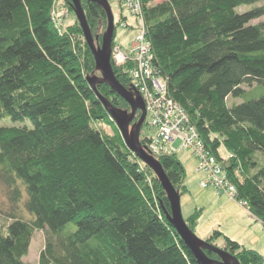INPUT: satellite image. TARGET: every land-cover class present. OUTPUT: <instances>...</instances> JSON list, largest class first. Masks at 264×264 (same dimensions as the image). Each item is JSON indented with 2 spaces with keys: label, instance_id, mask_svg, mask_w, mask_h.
I'll list each match as a JSON object with an SVG mask.
<instances>
[{
  "label": "trees",
  "instance_id": "1",
  "mask_svg": "<svg viewBox=\"0 0 264 264\" xmlns=\"http://www.w3.org/2000/svg\"><path fill=\"white\" fill-rule=\"evenodd\" d=\"M56 1L0 0V120L14 122L0 126V191L7 188L11 204L0 224V264H29L36 231L45 234L38 264H198L168 219L170 202L155 172L129 149L88 81L96 62L78 21L64 31L54 22ZM141 4L152 64L169 96L219 161L222 145L232 153L226 168L238 198L264 223V0ZM82 5L100 45L106 11L93 0ZM246 5L252 7L238 11ZM111 62L130 88L134 63ZM97 89L130 110L108 84ZM158 160L184 193L178 156ZM201 216L195 209L185 218L192 231ZM206 241L241 264H264L259 251L220 229Z\"/></svg>",
  "mask_w": 264,
  "mask_h": 264
},
{
  "label": "rangeland",
  "instance_id": "2",
  "mask_svg": "<svg viewBox=\"0 0 264 264\" xmlns=\"http://www.w3.org/2000/svg\"><path fill=\"white\" fill-rule=\"evenodd\" d=\"M160 1L162 0H156V2H160ZM108 2L110 4L112 13L114 15V23H115L114 34H115L116 45L112 44V56H111V61H114L113 53L117 47L120 48V51L123 54L127 55L130 54V51H133L132 48H134L135 45L137 46V37L140 35V33L143 30L144 22L141 20L140 15L134 14V12H132V10L129 9L131 7V2H127V0H108ZM81 4H82V0H81ZM251 7H252L251 5L242 6L238 9V11L243 12ZM53 20L60 29V31H64L67 26L75 23L76 20L78 21L74 11V7L72 5V0H70L69 2L68 0L56 1L53 7ZM107 23H108V15L106 14V30H107ZM115 61L114 63L115 65H117ZM94 73L98 76H101L100 72L96 71V69L94 70L93 74ZM131 87L132 84L130 88ZM228 103L229 104L231 103V99L229 100ZM148 121L149 118H147V113H146V121H145L146 124L144 123L145 125H143V128L141 130V138L151 137L154 136L156 133V129L151 128L148 125ZM26 124L32 127L30 121H26ZM12 125H14V122H12L9 118H4L0 120V126H12ZM21 125H23V123ZM100 127H103L106 131L111 132L110 128L104 125H100ZM173 145L175 150L170 154H176L178 156L186 172L185 184L187 186V190L184 193L180 194L181 209L183 216L184 218H187L195 211V209L202 210V216L200 218L199 227H197L195 234L200 239L206 240L214 229L219 228L221 232H223L225 235H227L230 238L232 236L234 238H242L244 244L249 246V248L252 247V249L259 251L264 256V223H262L259 220H255L251 216V214H249L248 206L245 207L239 204L238 202L230 199L227 195L223 196L221 194H218L211 187L202 188L200 183L208 177V172L198 169L199 168L198 160L195 156V153H193L191 149L189 148L181 149L179 141L174 142ZM220 153L225 160L224 163L220 161L222 162L221 163L222 168L227 173L226 163H227V159L231 158L230 157L231 153L223 145L220 147ZM150 155H152L156 159H158L159 157V155L155 156V153ZM258 157L261 161L264 160V156L261 153L258 154ZM1 187L2 188L0 191V202L3 206L4 212L0 213V224L5 225L8 222L7 216L5 214L7 211L10 210L11 204L7 199V188L3 185ZM21 206H22L21 210L24 212V214L30 215L29 212L25 209V206L24 205ZM252 236L258 237L260 239L258 244L254 247L251 246L250 243H248V241H246L247 237L251 238ZM232 240L238 241L237 239H232ZM44 244H45L44 232L36 231L31 242L29 254L27 255V257L24 258V261L29 264H38L39 255L44 247Z\"/></svg>",
  "mask_w": 264,
  "mask_h": 264
},
{
  "label": "built area",
  "instance_id": "3",
  "mask_svg": "<svg viewBox=\"0 0 264 264\" xmlns=\"http://www.w3.org/2000/svg\"><path fill=\"white\" fill-rule=\"evenodd\" d=\"M127 2H131L129 9L140 15L144 22L143 30L137 37V46L132 48L130 54H123L117 47L113 58L117 65H122L127 60L134 63L130 74L131 88L140 94L145 103L148 125L156 129L155 135L149 137L146 151L149 154L155 153V156L169 155L175 150L174 142L179 141L181 149L189 148L195 153L199 163L198 169L208 172V177L200 183L202 188L211 187L218 194L227 195L247 207V202L238 198V190L222 168V162L201 139L196 127L190 123L186 111L169 96L167 80L155 70L152 64L151 43L146 37L141 0ZM232 156L231 153L230 157Z\"/></svg>",
  "mask_w": 264,
  "mask_h": 264
},
{
  "label": "water",
  "instance_id": "4",
  "mask_svg": "<svg viewBox=\"0 0 264 264\" xmlns=\"http://www.w3.org/2000/svg\"><path fill=\"white\" fill-rule=\"evenodd\" d=\"M100 4L108 15L107 30L102 36L101 45H96V39L93 37L87 22L84 8L81 0H72L75 14L77 16L80 27L83 31L84 38L88 43L96 62L95 73L88 76V81L98 94L99 98L108 109L110 115L117 124L127 146L136 154V156L147 166H149L156 174L161 182L170 202L171 212L168 219L171 225L177 230L181 239L191 251L198 264H240L238 259L228 252L208 243L206 240L200 239L194 231L187 225L181 209V196L176 190L170 179L168 178L162 164L158 159L150 155L146 151V147L141 142V130L146 121V107L140 94L134 88L124 87L113 70L111 56L112 44L115 33L114 15L108 0H93ZM100 83L108 84L111 89L120 95L129 104L130 110H123L114 107L104 96H102L97 85ZM140 112L139 116L138 113ZM137 118V120H136ZM205 251H211L219 256V260L208 257Z\"/></svg>",
  "mask_w": 264,
  "mask_h": 264
},
{
  "label": "crops",
  "instance_id": "5",
  "mask_svg": "<svg viewBox=\"0 0 264 264\" xmlns=\"http://www.w3.org/2000/svg\"><path fill=\"white\" fill-rule=\"evenodd\" d=\"M224 196V195H223ZM249 214H251V216L255 219V220H257V218L249 211ZM199 223H200V220H199ZM263 223V222H262ZM198 227H199V225H198ZM216 229H219V228H216ZM231 239H237L238 240V242L239 243H241L242 245H246V244H244V242H243V240H242V238H234L233 236L231 237ZM246 241H248V243H250V245L251 246H256L257 244H258V242L260 241V239L258 238V237H251V238H248L247 237V240ZM246 247H249V246H247L246 245ZM252 248V247H251Z\"/></svg>",
  "mask_w": 264,
  "mask_h": 264
}]
</instances>
